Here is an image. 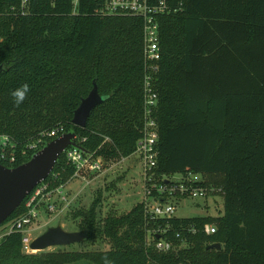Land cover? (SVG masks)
I'll return each mask as SVG.
<instances>
[{"label":"trees","instance_id":"1","mask_svg":"<svg viewBox=\"0 0 264 264\" xmlns=\"http://www.w3.org/2000/svg\"><path fill=\"white\" fill-rule=\"evenodd\" d=\"M103 1L30 0L21 10V0H0V134L18 150L75 133L77 145L97 156L133 153L143 125L142 20L95 14ZM172 4L180 10L159 18L155 173L200 175L194 185L221 189L222 214L147 222L142 202L101 217L98 195L71 216L107 250L26 254L22 235L10 233L0 239V264H264V0ZM93 82L104 100L82 129L73 112ZM24 84L30 91L17 105L12 92ZM73 173L62 153L46 181L66 184ZM24 213L22 203L2 233ZM206 225L215 233L205 234ZM158 228L173 250L147 243Z\"/></svg>","mask_w":264,"mask_h":264},{"label":"built area","instance_id":"2","mask_svg":"<svg viewBox=\"0 0 264 264\" xmlns=\"http://www.w3.org/2000/svg\"><path fill=\"white\" fill-rule=\"evenodd\" d=\"M29 1L21 0V10L25 9ZM77 2L78 0H73L74 6ZM178 10L180 8L173 5L172 0H104L95 10V14L104 17L129 16L142 20L143 125L141 136L136 141L133 153L128 157H121L119 160L107 159L95 155L94 152L84 151L77 145L76 139V147H68L63 151L67 164L74 170L70 180L76 179L86 183H89L91 176L112 168L121 160L136 157L140 164L146 195L143 204L144 217L147 222L174 218L176 208L171 202L172 199L179 197L204 199L208 194H222L219 188L194 185L200 181L194 180L191 175L174 181L172 177H157L155 173L158 156V123L156 119L158 93L155 83L160 72L161 61L159 18L164 14ZM54 135L55 132L46 134L48 137ZM45 145L42 140H36L27 147L18 150V146L12 138L6 134H0V165L9 169L14 168L19 157H24L29 152L34 155ZM69 181L66 184L58 185L51 180L41 182L22 202L25 213L5 226L0 239L10 233H19L22 235V251L26 254L34 253L35 251L30 249V244L39 235L40 229L59 219L76 198H71L69 192L65 190ZM148 200H152L153 205H148ZM204 232L207 235H212L215 233V227L206 225ZM165 233L166 229L163 228L147 232V243H152L151 245L157 252H168L174 248L163 237ZM153 235L158 238L152 239Z\"/></svg>","mask_w":264,"mask_h":264},{"label":"rangeland","instance_id":"3","mask_svg":"<svg viewBox=\"0 0 264 264\" xmlns=\"http://www.w3.org/2000/svg\"><path fill=\"white\" fill-rule=\"evenodd\" d=\"M191 176L194 180H202L200 175L191 174ZM179 179H181L180 175L172 177V180L174 181ZM65 190L69 192L71 198L76 197L75 200H73L71 206L59 219L49 223L47 227L41 228L39 235L43 233L46 228L56 226L57 224H60L66 231H79L77 230L76 223L72 222L71 213L76 209H87L98 195H102V203L100 207L101 217H105L108 214L118 215L128 213L135 205L144 202L146 198L142 182L141 168L136 157L125 159L123 161L121 160L112 168L91 176L89 183L81 182L76 179L70 180L66 185ZM171 202L176 208L174 217L177 218L216 217L223 212V199L221 195L208 194L204 199H172ZM153 203L152 200H148V205H153ZM1 234L2 230L0 229V235ZM108 248V242H100L99 245L98 242H92V240H87L86 238L79 244H72L60 248H49L34 253H46L57 250L86 252L107 250Z\"/></svg>","mask_w":264,"mask_h":264},{"label":"water","instance_id":"4","mask_svg":"<svg viewBox=\"0 0 264 264\" xmlns=\"http://www.w3.org/2000/svg\"><path fill=\"white\" fill-rule=\"evenodd\" d=\"M0 65V73L3 71ZM104 100L98 92L95 82L88 95L81 99L79 106L74 110L72 124L85 128L92 111ZM75 133H65L46 143L37 151L29 161L14 168L0 165V226L21 205L24 199L41 182L51 174L59 156L68 147H76ZM87 236L82 231H66L60 224L48 227L35 237L30 244V249L44 251L49 248L67 247L83 242ZM158 238V237H157ZM208 249L219 250V244H212Z\"/></svg>","mask_w":264,"mask_h":264},{"label":"clouds","instance_id":"5","mask_svg":"<svg viewBox=\"0 0 264 264\" xmlns=\"http://www.w3.org/2000/svg\"><path fill=\"white\" fill-rule=\"evenodd\" d=\"M29 91H30V87L28 84H24L21 87L14 90L12 92V96L14 97L15 103L17 105L23 103Z\"/></svg>","mask_w":264,"mask_h":264}]
</instances>
